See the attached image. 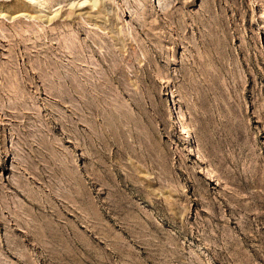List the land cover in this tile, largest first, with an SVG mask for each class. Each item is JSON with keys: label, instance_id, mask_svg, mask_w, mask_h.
<instances>
[{"label": "rangeland", "instance_id": "1", "mask_svg": "<svg viewBox=\"0 0 264 264\" xmlns=\"http://www.w3.org/2000/svg\"><path fill=\"white\" fill-rule=\"evenodd\" d=\"M164 1L0 0V264H264V0Z\"/></svg>", "mask_w": 264, "mask_h": 264}, {"label": "bare ground", "instance_id": "2", "mask_svg": "<svg viewBox=\"0 0 264 264\" xmlns=\"http://www.w3.org/2000/svg\"><path fill=\"white\" fill-rule=\"evenodd\" d=\"M96 1V0H95ZM162 1V0H161ZM167 1V0H166ZM166 1H164V3H166ZM98 3V2H97ZM163 3V4H164ZM261 3V2H260ZM95 5V4H94ZM164 7V6H163ZM263 7V6H262ZM83 15V14H82ZM91 20V19H90ZM68 26V25H67ZM53 32V31H52ZM65 36V35H64ZM73 37V36H72ZM122 41V39L120 40V42ZM123 43V42H122ZM121 43V44H122ZM171 93V92H170ZM174 93L172 92V94L171 95H173ZM178 114H179V117H182V115H181V111H178ZM178 125V124H177ZM182 126V125H181ZM201 157V156H200Z\"/></svg>", "mask_w": 264, "mask_h": 264}]
</instances>
